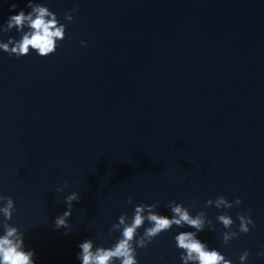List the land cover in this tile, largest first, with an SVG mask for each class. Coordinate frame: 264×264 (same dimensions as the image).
I'll return each instance as SVG.
<instances>
[{
  "label": "water",
  "instance_id": "1",
  "mask_svg": "<svg viewBox=\"0 0 264 264\" xmlns=\"http://www.w3.org/2000/svg\"><path fill=\"white\" fill-rule=\"evenodd\" d=\"M36 2L61 23L79 8L55 54L0 52V194L15 200L12 223L36 264H80L88 238L110 244L118 234H101L131 215L129 196L164 214L170 200L205 211L217 232L202 241L236 264L245 250L248 264H264V0ZM12 3L30 10L0 0V24ZM71 192L80 202L64 235L54 220ZM219 195L240 197L226 211L255 221L228 245L223 210L203 207ZM175 234L138 249L140 264H180Z\"/></svg>",
  "mask_w": 264,
  "mask_h": 264
},
{
  "label": "clouds",
  "instance_id": "2",
  "mask_svg": "<svg viewBox=\"0 0 264 264\" xmlns=\"http://www.w3.org/2000/svg\"><path fill=\"white\" fill-rule=\"evenodd\" d=\"M25 11L19 9L15 3L10 4L7 20L0 24V52L16 59L35 54L41 58L55 54L60 43L66 37L67 24L73 20V14L79 8L66 12L61 23L56 13L51 11L45 3L36 0H27ZM15 31L16 35H8ZM7 37V39H5ZM81 46H87L81 41ZM63 191L57 188L56 192ZM66 210L55 217L54 227L63 228L64 235L72 232L69 218L72 216L74 202H80V194L71 192L64 197ZM127 203L133 205L131 215L122 213L113 223L107 233L101 234L105 240H110L113 234L115 239L106 245L97 244L93 238H88L78 244L77 260L80 264H140L138 249L147 248L153 240L164 232L176 230L173 236L175 248L179 252L180 264H236V261L227 257L218 247H210L202 241L200 233L207 229L217 232L216 225L208 218L203 210L193 214L191 205L170 200L165 207L168 214L159 211L160 203L134 204L131 196ZM243 203L240 197L234 200L219 195L209 198L203 207H215L218 211L216 222L224 231L220 236V244L228 245L240 234H248L255 227L251 214L238 213L236 219L226 210L239 207ZM16 212V202L11 196L0 194V264H36L35 249L28 248L25 243V231L12 223ZM238 227L233 228L236 221ZM141 229L143 231L141 232ZM190 229V230H189ZM250 253L245 250L238 257V264H248ZM257 256L264 258V250L257 252Z\"/></svg>",
  "mask_w": 264,
  "mask_h": 264
}]
</instances>
